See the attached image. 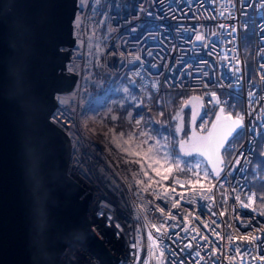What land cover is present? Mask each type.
Wrapping results in <instances>:
<instances>
[{
  "label": "built area",
  "instance_id": "built-area-1",
  "mask_svg": "<svg viewBox=\"0 0 264 264\" xmlns=\"http://www.w3.org/2000/svg\"><path fill=\"white\" fill-rule=\"evenodd\" d=\"M97 1L86 0L80 5L78 0L73 19L75 43L66 62V69L77 72V77L70 88L55 92L57 104L49 119L69 135L72 145L70 167L73 170L76 168L88 179L86 182L94 192L90 206L94 198L108 203L97 205L96 210L102 213L103 223L111 230V243H116L113 248L120 258L115 264H180L181 261L196 264L200 259L195 256L196 252H200L203 258L200 264H230L229 257L236 256L230 249L237 246L248 248L257 256L256 261L245 257L249 264H261L259 255L264 254V245L257 249L255 245L258 242L231 243L227 238L249 232L264 236V233L255 231L264 227V216L259 214L255 204L252 205L256 209L253 212L239 204L234 205L232 199L233 195H239L247 202L249 190L256 193L250 186L248 167L260 134L255 135L249 129L264 125V80L260 79L264 70L259 67L264 63V31H261L264 29V0H105L96 5ZM221 24L226 27L220 28ZM228 26L235 27L237 31L229 34L231 27ZM247 29L252 35L251 72L247 68L242 42ZM98 32L103 34L102 61L109 71V79L126 78L152 93V100L146 107L137 109L131 106L126 110L125 116L133 127L135 119H141L139 127L145 130L146 109L155 107L160 97L171 90H186L200 96L202 110L195 124L199 131L208 128L220 107L209 102L212 92L222 102L227 101L231 105L226 106L225 113L230 112L233 116L238 113L243 117L245 127L229 140L228 152L231 155L225 154V159L233 161L239 157L241 164L232 170L224 167L221 173L223 187L214 190V202L193 196L187 188L182 189L174 183L172 187L154 183L150 188L137 184L136 181L143 179V175H135L134 165L125 163L128 159L116 160L112 153L81 131L78 108L86 36ZM196 35H203L205 39L197 41ZM237 67L242 71H233ZM249 93L254 95L250 97ZM54 116L59 122L53 120ZM69 118L71 124L65 127ZM236 136L240 137L239 141L235 140ZM167 143L170 156L181 159L173 149L171 133ZM74 155L77 160L72 163ZM198 156L196 161L202 162V168L208 167L205 159ZM174 173L182 183L187 184L181 172ZM95 179L97 182L91 181ZM213 183L217 181L213 180ZM173 187L175 193L171 191ZM176 193L183 194L184 200L174 208L173 198H179ZM225 196L227 202L222 203ZM188 200L192 203L185 202ZM160 208L165 210L164 214L159 211ZM225 209V215H219ZM169 212L176 217L175 220L167 219ZM212 212L217 215L213 216ZM253 217L249 228L241 226L242 221ZM213 221L216 223L213 224ZM98 222L97 227L101 224ZM204 223L208 224V228L204 227ZM162 224L165 230L160 232L153 227ZM192 228L209 237L219 249L216 256L210 254L212 246L204 247L205 242L199 237L191 241L193 246L190 249L180 251L189 243L190 237L196 235ZM212 228L224 239L212 235ZM233 264H241V258L236 256Z\"/></svg>",
  "mask_w": 264,
  "mask_h": 264
},
{
  "label": "water",
  "instance_id": "water-1",
  "mask_svg": "<svg viewBox=\"0 0 264 264\" xmlns=\"http://www.w3.org/2000/svg\"><path fill=\"white\" fill-rule=\"evenodd\" d=\"M77 8L78 0H0V264H69L66 255L71 264H115L120 258L98 210L101 224H93L92 190L70 167L68 134L49 119L55 92L77 77L66 69ZM182 105L189 109L188 135L177 142L182 156L221 141L233 126L216 120L218 107L199 131L200 96L190 93ZM209 132L210 140L201 139Z\"/></svg>",
  "mask_w": 264,
  "mask_h": 264
},
{
  "label": "trees",
  "instance_id": "trees-1",
  "mask_svg": "<svg viewBox=\"0 0 264 264\" xmlns=\"http://www.w3.org/2000/svg\"><path fill=\"white\" fill-rule=\"evenodd\" d=\"M104 1L98 0L96 5ZM242 42L248 63L247 68L251 72L252 35L250 29L243 33ZM102 46V32L90 33L81 100L78 108V120L82 129L90 137H95L98 141L107 145L113 154L119 158H131L124 152V148L128 147V145L123 144V139L127 137L121 138L119 136L121 132L127 133L133 128L131 122L126 118L125 112L129 106H134L137 109L146 107L152 100V93L150 90L143 89L126 78L122 80L113 78L110 80L109 71L102 61ZM189 94L190 91L186 90L167 91L160 97L155 107L147 108L145 113V125H147L145 130L154 132L156 129H160L167 141L168 134L171 133L172 146L177 153H179L177 148L178 140L186 137L189 132V109L182 105ZM164 103L165 107L167 106V112H164ZM161 111L164 112L162 117L159 116ZM112 115H118L119 119L111 120L110 117ZM239 139V136L235 137V140L239 141ZM262 153H264V132H261L256 139L248 167L250 186L255 189L258 197L264 195V155ZM198 157L195 154L187 157L181 156V159L184 162H194ZM134 167L135 171L139 168L138 165H134ZM149 175L153 176L155 180H160V183L170 187L174 186V172L168 176V179H161L160 176H155L154 173ZM163 175H166V173L161 172V176ZM180 175L185 178L187 183V174L180 173ZM143 179L146 178L143 177ZM255 208L259 212L264 211V201L257 199Z\"/></svg>",
  "mask_w": 264,
  "mask_h": 264
},
{
  "label": "snow or ice",
  "instance_id": "snow-or-ice-1",
  "mask_svg": "<svg viewBox=\"0 0 264 264\" xmlns=\"http://www.w3.org/2000/svg\"><path fill=\"white\" fill-rule=\"evenodd\" d=\"M86 3V0H80V5H83ZM223 13H221L222 15ZM220 28H225L226 26L224 24L219 25ZM231 27V33H234L237 31L235 27ZM261 31H264V29H261ZM215 35V33H214ZM205 37L203 35H196L197 41L204 40ZM139 59V57H137ZM260 69L264 70V63L260 64ZM235 72H241L242 69L237 67L233 69ZM261 80H264V75L260 76ZM206 86V85H205ZM127 91V89H125ZM253 93H249V96H253ZM211 99L210 103H214L216 105H219V113L217 114L216 120L220 121L221 119L224 120H232V128L229 129L228 133L225 135V137L215 143V144H209L205 150L201 151L199 149L196 150V154L200 156H204L206 158V162L208 163V167L202 168V162L201 161H195V162H184L179 157L173 158L170 156V154L167 151V138L163 135L162 130L156 129L153 131H146L144 128H140L139 126L142 124L141 119H135V127L132 128L131 131L125 133L121 132L119 136L121 138L127 137L126 139H123V144L128 145V147L124 148V152L127 156L131 157V159H128L125 161L128 165H138L139 168L135 171L136 176H140L143 174V177L146 179H140L137 180V184L146 185V188H150L153 183L159 185L160 180H155L153 176L149 175V172H152L155 174V176H160L161 179H168V176L172 175L174 171H179L181 173L187 174V184L182 183L181 180L178 177H173V183L175 185H178L180 188L184 189L187 188V191H190L193 196H199L201 199H206L210 201H215V196L213 195L214 190H217L218 188L223 187V176L221 175L224 167H227L229 170H232V168H235L236 166L241 164V160L239 157H237L234 161L225 159V154L231 155V153L228 152V148L230 147L228 137L232 136L233 133L238 134V130L240 128H244V122L243 117L240 114H236L235 119L233 120L232 113H227L225 115L226 106L231 107V105L228 104L227 101L222 102L218 95L215 92L210 93ZM63 103V101L61 102ZM142 103V102H141ZM65 112L67 109L64 110ZM63 114V112L61 113ZM131 116V114H128ZM164 112L161 111L159 113V116H163ZM111 120L115 121L119 119L118 115H112L110 117ZM53 120L56 122L57 118L54 116ZM159 123V121H157ZM71 124L70 118L65 123V127H68ZM147 127V125H145ZM216 127V124H213V128ZM139 129V130H137ZM253 134L259 135L261 131H264V125H261L259 128L252 127L249 129ZM212 136V133L209 132L207 138H201V139H208L210 140ZM143 138V139H141ZM134 145V146H133ZM146 146V147H145ZM188 155H192V153H187ZM242 155V154H241ZM264 155V153H262ZM181 164H185V167H181ZM166 173V175L161 176V172ZM213 180L217 181V183H213ZM210 185V187H205V185ZM197 186H199V191H197ZM173 193L176 192L175 187L171 189ZM235 188L232 189V192L235 193ZM222 195H224L222 193ZM176 196L179 198H173V207H178L181 204V201L184 200V195L180 193H176ZM234 205L239 204L240 207L245 209H251L253 212L256 211L255 208L252 207L253 204H255L256 200L259 199L261 201H264V195H260L259 197L255 192H251L249 190V194L246 195V201L245 199H242L239 195H233L232 196ZM186 203H192L191 200L185 201ZM227 202V197L225 196L222 203ZM209 210L211 211V206H209ZM159 211L164 214L165 210L163 208H160ZM227 209L224 211H221L219 215H225ZM233 211H235V208H233ZM213 216H216V212L211 213ZM261 216H264V211H260L259 213ZM102 215V213H101ZM167 219L175 220L176 217L172 215L170 212L166 214ZM110 219V217H109ZM237 219H239V216H237ZM251 218L248 221H242L241 226L244 228H249L251 226L252 220ZM216 222L213 221V224ZM154 228L158 232L165 230V225L162 224L159 227L156 225H153ZM204 227L208 228V224L204 223ZM216 227H219V225H216ZM182 231H189L188 229H181ZM192 232L196 233V235H192L190 237L189 243L185 244L183 248L180 249L181 252L184 251V248H191L193 245L191 241H195L197 237L200 238V240L204 241V247H208L211 245V255L216 256L219 252V249L213 245L212 241L209 239L208 236L202 234L199 229L192 228ZM256 232L264 233V227H260L255 229ZM212 235L217 237L218 239H224V237L220 236V234L216 231L215 228L211 229ZM177 239H179V233L176 234ZM149 238L152 239L151 234H149ZM231 243H237L238 241H243L247 244H252L253 242L256 243V248L260 249L261 245H264V236H257L253 232H249L247 234H243L240 236H229L227 238ZM155 243V241H154ZM135 247V245H133ZM231 251H234L236 253V256H239L241 258V264H249L248 261L245 260V257L250 258L251 261H256L257 256L253 255L251 251H249L248 248L241 249L239 246L235 247L234 249H230ZM163 255V253H161ZM195 256L203 259L200 257V252H196ZM236 256L229 257L230 264H233V262L236 260ZM200 259H197L196 264H200ZM259 261L261 264H264V254L259 255ZM180 264H184L183 261L180 262Z\"/></svg>",
  "mask_w": 264,
  "mask_h": 264
},
{
  "label": "bare ground",
  "instance_id": "bare-ground-1",
  "mask_svg": "<svg viewBox=\"0 0 264 264\" xmlns=\"http://www.w3.org/2000/svg\"><path fill=\"white\" fill-rule=\"evenodd\" d=\"M77 27H78V25H77ZM79 29H82L81 28V26H79ZM82 33V32H81ZM74 45V44H73ZM73 45H71V47L73 46ZM76 65V64H75ZM114 157L116 158V156L114 155ZM118 158H116V160H117ZM75 160H77V158H76V156L74 155L73 156V159H72V163H75ZM119 160V159H118ZM74 165V164H73ZM73 167H71V169H72ZM74 170H76L75 172L77 173V177L78 178H76L78 181H87L88 179L86 178V177H84L83 176V173L82 172H80L79 170H77L76 168L74 169ZM80 181V182H81ZM92 182H97V179H95V180H91ZM83 183V182H82ZM86 186H89V185H86ZM93 201H92V203H91V206H90V209H91V207H92V216H91V218L93 219V224L95 225V227L97 228V226H96V223L98 222V216H97V214H96V206L97 205H101V206H105V204H108L107 202H101V200H99L98 198H94V199H92ZM97 220V221H96ZM110 244L112 245V247L114 246V245H116V243L113 245V243H111L110 242ZM114 249V248H113ZM78 254H77V256H76V260L78 259V257H80V256H82L81 255V252H77ZM75 254H72V256H71V258H72V261L71 262H73V256H74ZM70 257H68V255H66L65 256V261H66V263H69V264H71L70 263ZM79 262V261H78Z\"/></svg>",
  "mask_w": 264,
  "mask_h": 264
},
{
  "label": "rangeland",
  "instance_id": "rangeland-1",
  "mask_svg": "<svg viewBox=\"0 0 264 264\" xmlns=\"http://www.w3.org/2000/svg\"><path fill=\"white\" fill-rule=\"evenodd\" d=\"M89 34L90 33H88V35L86 36V40H87V46H88V38H89ZM102 50V49H101ZM86 52H87V47H86ZM85 61H86V55H85ZM85 61H84V64H83V75H82V85L81 86H83V79H84V67H85ZM81 91H82V88H81ZM80 100H81V94H80V97H79V104H80ZM150 103V102H149ZM148 103V104H149ZM147 104V105H148ZM163 108L165 109L164 110V112H167L166 110H167V106L165 107V103L163 104ZM129 107H131V106H129ZM128 107V108H129ZM127 108V109H128ZM78 125L80 126V129H81V131L88 137V138H90L91 140H96V142H98L99 144H101L102 145V147L107 151V152H109L110 154L112 153L111 151H110V148L107 146V145H105V144H103L102 142H100V141H98V139H96L95 137H90L83 129H82V127H81V125H80V123H79V120H78ZM66 132V131H65ZM69 136V135H68ZM173 141V140H172ZM72 151V150H71ZM112 155H115V154H113L112 153ZM116 156V158H119L117 155H115ZM110 157H112V156H110ZM112 158H114V157H112ZM124 159H131V158H128V157H122V158H119V160H124ZM83 168H85L84 166H83ZM163 172V171H162ZM150 173H152V172H149V174ZM92 190V189H91ZM93 194H94V192H93V190H92V197H93Z\"/></svg>",
  "mask_w": 264,
  "mask_h": 264
}]
</instances>
